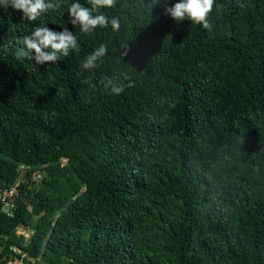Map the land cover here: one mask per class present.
Returning a JSON list of instances; mask_svg holds the SVG:
<instances>
[{
    "label": "trees",
    "instance_id": "1",
    "mask_svg": "<svg viewBox=\"0 0 264 264\" xmlns=\"http://www.w3.org/2000/svg\"><path fill=\"white\" fill-rule=\"evenodd\" d=\"M53 2L0 6V187L19 190L0 264H264V0H213L210 29L166 15L177 0H115L119 29L89 33ZM39 25L76 49L17 59Z\"/></svg>",
    "mask_w": 264,
    "mask_h": 264
},
{
    "label": "clouds",
    "instance_id": "2",
    "mask_svg": "<svg viewBox=\"0 0 264 264\" xmlns=\"http://www.w3.org/2000/svg\"><path fill=\"white\" fill-rule=\"evenodd\" d=\"M87 3L90 6H85L80 0H73L67 8L71 24L78 25L80 32L89 33L97 27L107 28L109 24L113 30L119 29L118 19H109L101 11L103 8L113 7L115 0H87ZM0 6L5 10L11 7L13 10L21 11L22 18L30 21L37 20L43 13L60 8V4L53 0H0ZM212 8L213 0H177L173 5L166 7L164 12L174 20L188 19L193 24L210 29L208 16ZM17 42L23 45L15 51L17 59L27 58L34 60L36 64H54L61 56H68L69 51L77 47V37L67 27L55 31L46 25L35 26L29 34L19 36ZM106 53V46L101 45L84 58L82 68L88 70L97 67V61ZM123 54L127 55L126 52ZM132 86L131 82L127 85ZM105 87H108L111 93L119 95L124 91L125 85L108 80Z\"/></svg>",
    "mask_w": 264,
    "mask_h": 264
},
{
    "label": "built area",
    "instance_id": "3",
    "mask_svg": "<svg viewBox=\"0 0 264 264\" xmlns=\"http://www.w3.org/2000/svg\"><path fill=\"white\" fill-rule=\"evenodd\" d=\"M25 170H28V168H26ZM40 177L41 175L38 172H32L31 174V179L33 181L40 179ZM18 193H19L18 184H14L10 188L0 187V210L2 212H5L6 214H12L13 210L16 207V199L18 197ZM13 251L20 253V251L17 248H13ZM6 264H22V260L18 258H12Z\"/></svg>",
    "mask_w": 264,
    "mask_h": 264
},
{
    "label": "rangeland",
    "instance_id": "4",
    "mask_svg": "<svg viewBox=\"0 0 264 264\" xmlns=\"http://www.w3.org/2000/svg\"><path fill=\"white\" fill-rule=\"evenodd\" d=\"M28 234H26L25 236H27Z\"/></svg>",
    "mask_w": 264,
    "mask_h": 264
}]
</instances>
